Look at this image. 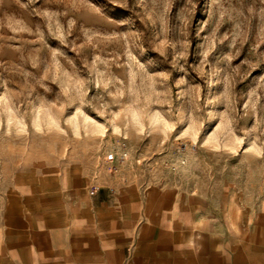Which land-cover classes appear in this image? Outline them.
Segmentation results:
<instances>
[{"label":"rangeland","instance_id":"374dc122","mask_svg":"<svg viewBox=\"0 0 264 264\" xmlns=\"http://www.w3.org/2000/svg\"><path fill=\"white\" fill-rule=\"evenodd\" d=\"M104 175L264 223V0H0V209Z\"/></svg>","mask_w":264,"mask_h":264},{"label":"crops","instance_id":"0c3cea01","mask_svg":"<svg viewBox=\"0 0 264 264\" xmlns=\"http://www.w3.org/2000/svg\"><path fill=\"white\" fill-rule=\"evenodd\" d=\"M4 202L0 264H264V223L255 211L218 213L178 185L104 175L74 200L54 202L45 186Z\"/></svg>","mask_w":264,"mask_h":264},{"label":"built area","instance_id":"2783aa9c","mask_svg":"<svg viewBox=\"0 0 264 264\" xmlns=\"http://www.w3.org/2000/svg\"><path fill=\"white\" fill-rule=\"evenodd\" d=\"M128 157V152L123 149L121 151L112 150L105 154V161L108 164V170L115 172L118 170V164L125 161Z\"/></svg>","mask_w":264,"mask_h":264}]
</instances>
